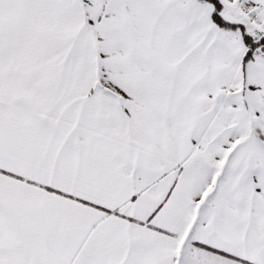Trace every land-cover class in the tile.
Instances as JSON below:
<instances>
[{
  "label": "snow or ice",
  "instance_id": "6c2138e0",
  "mask_svg": "<svg viewBox=\"0 0 264 264\" xmlns=\"http://www.w3.org/2000/svg\"><path fill=\"white\" fill-rule=\"evenodd\" d=\"M0 264H264V0H0Z\"/></svg>",
  "mask_w": 264,
  "mask_h": 264
}]
</instances>
